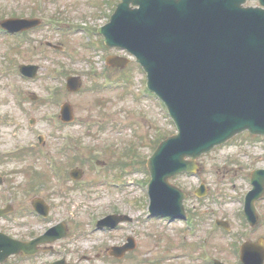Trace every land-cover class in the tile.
Masks as SVG:
<instances>
[{
    "label": "rangeland",
    "instance_id": "374dc122",
    "mask_svg": "<svg viewBox=\"0 0 264 264\" xmlns=\"http://www.w3.org/2000/svg\"><path fill=\"white\" fill-rule=\"evenodd\" d=\"M118 1L0 0V20L38 13L44 20L40 28L20 37L0 33V173L5 176L0 203L13 202L10 217L1 220L0 227L28 235L33 221L25 212L29 197L24 194L33 178L44 184L46 192L50 190L55 204L54 220L48 226L68 219L69 234L57 245L70 264H213L215 259L242 264L241 244L264 239V199L257 203L256 227L246 224L241 215L252 187L251 172L264 168V138L239 135L202 155L199 172L171 179L187 193L184 202L193 229L187 227V220L149 217L150 174L142 161L177 129L164 106L145 95L146 74L134 57L107 47L101 35L87 32L107 23ZM47 41L63 45L65 51L52 49ZM109 55L126 56L131 62L123 69L112 68L105 63ZM21 64L37 65V75L21 77ZM68 75L83 77L79 92L66 88ZM65 102L73 105L75 122L58 129ZM35 132L45 137L46 159L40 156ZM64 134L76 153L64 146L68 142ZM9 151L15 154L7 156ZM56 158L66 176L72 167L84 169L81 185L66 177L64 182L55 181L48 164ZM202 183L207 194L199 197L196 192ZM113 213L131 220L118 228L96 227L98 220ZM216 219L228 220L230 231L218 228ZM129 236L136 239L134 249L124 258L109 254Z\"/></svg>",
    "mask_w": 264,
    "mask_h": 264
},
{
    "label": "water",
    "instance_id": "95a60500",
    "mask_svg": "<svg viewBox=\"0 0 264 264\" xmlns=\"http://www.w3.org/2000/svg\"><path fill=\"white\" fill-rule=\"evenodd\" d=\"M247 1L122 0L110 22L100 29L108 45L137 56L149 73L151 89L167 103L179 129L148 162L156 214L186 217V194L170 178L182 171L200 170L196 159L203 153L246 129L264 134V0H259V7H245ZM39 23L37 19H12L3 25L22 30ZM109 63L125 66L128 59L112 56ZM21 70L35 76L38 67L23 65ZM68 81L71 91L80 89L78 76ZM63 116L73 118L69 103ZM72 176L82 178L83 171L75 169ZM251 182L254 188L246 197L245 212L255 225L256 201L264 195V169L254 171ZM205 193L202 186L198 194ZM126 219L108 216L100 226L114 227ZM219 224L230 228L227 221ZM64 234L61 231L57 236ZM133 245L114 247L111 253L121 257ZM242 254L245 264H263L262 243H244Z\"/></svg>",
    "mask_w": 264,
    "mask_h": 264
},
{
    "label": "flooded vegetation",
    "instance_id": "af4514ba",
    "mask_svg": "<svg viewBox=\"0 0 264 264\" xmlns=\"http://www.w3.org/2000/svg\"><path fill=\"white\" fill-rule=\"evenodd\" d=\"M30 182H33L32 185ZM29 185L30 189H27L28 194H24L29 197L27 200L28 209H26L25 212L30 216V221H33L34 224L31 223L32 225L29 227L28 235H18L10 232L9 230L1 229V227L0 232L3 231L11 237L18 239L21 245L30 243L27 247L31 250L27 252L21 251L20 253H13L2 257L1 250L6 247L5 245L0 244V264H70L67 255L60 250L61 246L57 245V242L61 240H54L51 243L41 240V236L51 226H48V223L52 222L50 219H53V217L51 218V215L55 209V204L50 200V190L46 192V189L44 190V184L42 182H37V180L33 178L30 179ZM34 193L35 196L31 197ZM9 202L11 205L13 204L11 200H9ZM37 210L44 215L38 213ZM22 212L23 211L20 213ZM8 217H10L9 214L0 217V221L6 220ZM61 253L64 255L62 256ZM46 256L49 257L46 258Z\"/></svg>",
    "mask_w": 264,
    "mask_h": 264
}]
</instances>
